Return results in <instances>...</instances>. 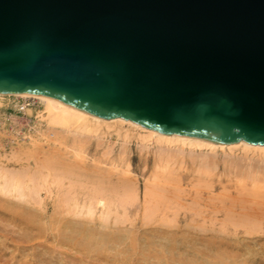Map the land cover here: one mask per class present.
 <instances>
[{
    "label": "water",
    "instance_id": "obj_1",
    "mask_svg": "<svg viewBox=\"0 0 264 264\" xmlns=\"http://www.w3.org/2000/svg\"><path fill=\"white\" fill-rule=\"evenodd\" d=\"M0 93L264 145V0H0Z\"/></svg>",
    "mask_w": 264,
    "mask_h": 264
},
{
    "label": "bare ground",
    "instance_id": "obj_2",
    "mask_svg": "<svg viewBox=\"0 0 264 264\" xmlns=\"http://www.w3.org/2000/svg\"><path fill=\"white\" fill-rule=\"evenodd\" d=\"M5 97L33 98L41 109L35 110L32 134L0 136V264H264V238L254 235L261 227L253 225L264 218V212L257 211L260 206L264 211V204L258 208V203L255 208L250 203L239 208L227 205L221 218H198L185 212L177 218L169 216L170 205L161 207L154 199L155 195L168 198V193L170 198H181L175 189L164 192L161 182L178 175L181 163L174 174L171 164L176 157L182 160L187 151L188 159L195 149L212 153L208 159L202 151L204 157L198 160L200 151L196 152L194 172L202 176L214 172L213 157L219 151L225 157L228 152H250L262 161L264 145L163 133L45 95L0 93V99ZM22 110L30 114L33 109ZM113 127L134 132L143 146L157 145L154 171L142 188L125 159L124 141L116 154L108 146L109 139L102 152L89 155L86 151L91 139L102 147L100 131ZM223 199L218 205L228 201ZM134 204L142 208L140 225L131 216L137 212L131 208Z\"/></svg>",
    "mask_w": 264,
    "mask_h": 264
},
{
    "label": "rangeland",
    "instance_id": "obj_3",
    "mask_svg": "<svg viewBox=\"0 0 264 264\" xmlns=\"http://www.w3.org/2000/svg\"><path fill=\"white\" fill-rule=\"evenodd\" d=\"M0 100H1L0 102L1 103L0 104V136L7 137V138L9 136H19L18 138L20 137L22 138L23 136L29 135L30 133L32 134V131H33L32 127L35 126V120H36L35 110L41 109V103L38 100L33 99V98H12V97L7 98L5 97V99L1 98ZM22 106L23 107L27 106L28 108H31L33 110L30 114H26L22 110L23 108ZM28 131H31V132H28ZM125 132H126V127L123 129H118V128L115 129V127L110 128V129L104 128L100 131L101 138H103L102 140L103 146L96 147L94 144L95 140L91 139L87 143L86 151L89 155H91V154L96 153L97 151L99 152L101 150L103 151L104 148H106L107 145L109 144L108 146L111 145L110 147L112 149L114 148L113 153L116 154L121 149V146L123 145V144L121 145L120 143L124 141V148H126V152H127L125 159L128 162L129 169L132 172V177L133 178L135 177V179L137 180V184L142 188L146 179L154 171L153 170L154 169V159H155V151L157 149V145L156 143L152 142L153 145L156 146L154 147L152 143L149 142V146L151 144L152 147L143 146L142 145L143 143L141 142L140 138L137 137V134L131 131L129 132L127 131L126 132L127 134ZM114 140L116 142H114ZM106 141L108 142L107 145H106L107 143ZM118 141L120 145H118L117 143ZM139 141L141 142V144L139 143L138 145ZM138 146L140 147L143 146V148H139ZM117 147H118V150H117ZM171 149H172L171 152H173L174 148H171ZM197 150L198 152L200 151L199 149H195V152H194L195 155L193 154L194 156H192V158H189L191 163L190 161H188L189 160L188 156H190L187 154L188 151L184 153L182 160L180 159L182 156L176 157L173 163L171 164L173 168L170 167V169L172 170L174 169L173 170V174H174L175 171L179 168L177 167L178 164L181 163L179 170L176 172L178 175L174 174L176 176L173 175L174 176L173 177L172 172H171L170 174L172 178L167 179L169 178L170 176L169 175L168 177L166 176L165 178H163L164 180L163 182H161L162 179L160 180L161 185H163L164 187V192H166L167 190L168 191L166 193L172 192V191L175 192L176 190L177 192L179 191L178 193L181 196V198H178V197L170 198V193H168L169 194L168 198L162 199L163 197L155 195L156 197L154 199L156 201H160L159 206L161 205L162 207L163 205L165 206L166 204L171 206L172 211L169 213L170 217L175 216L179 218V217H182L183 213L185 212L189 215H194L198 218H201V217L221 218L223 217L222 210L226 208L227 205L228 207L230 206V208L233 207V205L234 207L239 208L241 206H248L247 204L250 203L249 205L250 206L252 205V207L255 208L256 203H258V205H256V207L258 208L259 205L264 204V162H262L264 161V159H262L261 161V157H259V155L257 154L253 155V153H250V152L245 153L241 151H234L230 153L228 152L229 155L231 153L232 155L234 154L233 157L232 155L229 156L228 154L225 157L224 153L222 152L220 153L219 151L218 154H221V155L215 154V157H213L215 161L217 162V166L214 172L210 170V172L212 171V173H209V172L206 173L208 175L207 177L206 174H205L206 176L205 175L200 176L196 174L197 172H194L196 171L195 163L202 156L204 157V154L202 155L201 153L204 150L203 149L199 152L198 154L199 157L197 160V153H196ZM203 153H205V155H208V153L212 154L211 152H206V151H203ZM222 154L224 156V159L222 158L223 157ZM212 156L213 155H211V157ZM220 156L223 159L222 162H221V159H219ZM247 156L248 158L250 157L249 158L250 160L248 158L242 159V157H247ZM194 157H195V161L193 159ZM208 157L210 158V155H208L207 158ZM227 157H230V158L232 157V159H235L236 157V159L233 162L232 159L227 158ZM228 162L230 164H227ZM155 192L156 194L159 193V189L157 190L155 189ZM210 195L211 197L213 196V198H211ZM159 198H161L162 200L161 199L159 200ZM222 198H224L223 200H228V201H223L222 205H218L221 203L220 201H222ZM211 199H215V200H211ZM195 200L197 204H195ZM239 200L241 201L244 200V202H241ZM240 202L242 205L237 206V204H240ZM188 203L189 205H187ZM192 203H193V207H191ZM183 204H186V205L183 206ZM197 207L198 208L201 207V208L198 209ZM131 208L137 209V212L131 215L133 218V221L136 222V224L138 225L142 224L144 222L143 220L144 218H141L143 216L142 208L138 206V204H134ZM191 208H193V210ZM214 208H216L215 210L217 211H214L213 210ZM259 209H257V211H260V213L264 212V211H261V209L260 210ZM262 210H264V207H262ZM197 213L201 215H197ZM260 215H262V213ZM258 218H260V216ZM260 219L264 221V218L261 217ZM260 219L253 222V225H258L259 227H261V231L254 235H256V237L264 238V222H262ZM259 221H260V224H257ZM246 236L252 237L251 235H246Z\"/></svg>",
    "mask_w": 264,
    "mask_h": 264
}]
</instances>
